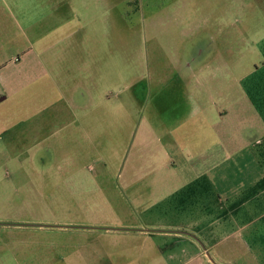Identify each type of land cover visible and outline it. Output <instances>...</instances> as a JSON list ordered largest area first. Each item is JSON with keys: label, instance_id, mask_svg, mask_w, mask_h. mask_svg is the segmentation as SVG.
<instances>
[{"label": "crops", "instance_id": "obj_1", "mask_svg": "<svg viewBox=\"0 0 264 264\" xmlns=\"http://www.w3.org/2000/svg\"><path fill=\"white\" fill-rule=\"evenodd\" d=\"M98 1L101 7L104 0ZM213 1L217 29L207 46L196 39L194 54L169 68L182 83L179 98L169 93L172 100L138 128L153 141L142 150L147 165L134 185L149 181L153 193L134 196L132 221L99 212L83 222L9 224L34 236L38 248L34 260L20 264H264V29L255 42L259 55L240 77L233 54L237 23L245 34L264 28V1L251 0L250 7L245 0ZM207 20L196 23L200 36ZM69 23L58 21L49 35L24 44L20 56L0 62V110H13L0 112V124L72 120L90 139L85 123L107 118L100 77L90 67L89 30L77 36ZM93 42L92 53L99 54L100 36ZM74 49L81 51L82 68L71 66ZM31 107L34 113L26 114ZM7 123L2 130H10ZM19 241L9 246L15 258L29 247L28 239Z\"/></svg>", "mask_w": 264, "mask_h": 264}, {"label": "rangeland", "instance_id": "obj_2", "mask_svg": "<svg viewBox=\"0 0 264 264\" xmlns=\"http://www.w3.org/2000/svg\"><path fill=\"white\" fill-rule=\"evenodd\" d=\"M249 1L245 0L248 7ZM97 3L0 0L2 63L20 56V48L28 41L33 43L37 34L49 35L58 21L68 19L67 28L75 30L77 36L89 30L90 67L100 77L101 113L107 115L105 120L85 123L90 139L77 131L81 124L72 120L50 122L33 117L4 121L11 127L7 131L0 124V264L32 261L38 252L32 244L34 236H21L12 229L18 226L9 224L57 219L83 222L99 212L133 220L134 196L153 193L149 181L134 185V175L147 165L142 150L153 141L138 128L148 114H159L166 101L179 98L178 86L182 83L169 68L184 54H194L196 39L206 47L211 31L217 29L213 25V0H104L101 7ZM219 4L224 2L219 0ZM242 15L236 10L238 20ZM204 19L212 25L204 27L200 36L196 23ZM98 25L100 30L95 32ZM241 27L237 23L233 28L236 77L245 73L250 60L257 59L255 42L264 29L249 28L245 34L247 28ZM95 36H100L101 52L94 55ZM72 54L71 66L82 68L81 51L74 49ZM93 103L87 108L92 115ZM32 110L34 107L25 113H34ZM18 116L15 113V119ZM104 199H108L107 205L101 202ZM23 238L28 239L29 247L15 258L9 246L19 245Z\"/></svg>", "mask_w": 264, "mask_h": 264}]
</instances>
